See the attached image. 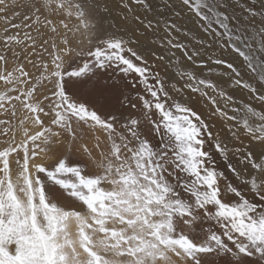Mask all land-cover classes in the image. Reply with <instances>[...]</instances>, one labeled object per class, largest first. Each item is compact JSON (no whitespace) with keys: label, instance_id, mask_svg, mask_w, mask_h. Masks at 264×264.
I'll return each instance as SVG.
<instances>
[{"label":"snow or ice","instance_id":"snow-or-ice-1","mask_svg":"<svg viewBox=\"0 0 264 264\" xmlns=\"http://www.w3.org/2000/svg\"><path fill=\"white\" fill-rule=\"evenodd\" d=\"M0 264H264V0H0Z\"/></svg>","mask_w":264,"mask_h":264},{"label":"rangeland","instance_id":"rangeland-1","mask_svg":"<svg viewBox=\"0 0 264 264\" xmlns=\"http://www.w3.org/2000/svg\"><path fill=\"white\" fill-rule=\"evenodd\" d=\"M190 15H194V14H190ZM186 24H187V26H188V28H190V29H192L193 31H195V29H196V26L191 22V21H189V20H187V18L185 19V21H184ZM82 47H84L85 49H87V47H88V45H83ZM179 53H177V58H179V55H178ZM221 53H220V50H219V48H217V50H216V55L217 56H219ZM224 58L225 59H228V60H232V61H234L237 65H239V59L237 58V56L235 55V54H230V52H229V55H226L225 53H224ZM77 59L78 58H76V61H77ZM215 67V71L212 73L213 75V77H216V75H217V73H219V69H223V67L222 66H219L218 68L216 67V66H214ZM189 70H191V69H189ZM174 71V70H173ZM200 70L199 69H197V72H199ZM216 73V74H215ZM204 74L205 75H207V69H204ZM220 74V73H219ZM251 76V74L250 73H246L245 74V79H248L249 77ZM233 91V95L235 96V98H237L238 100L240 99V98H244V99H247V94H246V92H244V91H241V92H238L236 89H233L232 90ZM43 115V114H42ZM48 118V117H47ZM73 159H80V157H73ZM220 159V158H219ZM82 161V160H81ZM218 168H220L221 170H225L226 171V169L224 168V166H223V162L221 163H219L218 164ZM227 175H228V177H229V179L230 180H232L233 182H235V183H239V181H237L236 179H235V177L231 174L230 175V173H226Z\"/></svg>","mask_w":264,"mask_h":264},{"label":"bare ground","instance_id":"bare-ground-1","mask_svg":"<svg viewBox=\"0 0 264 264\" xmlns=\"http://www.w3.org/2000/svg\"><path fill=\"white\" fill-rule=\"evenodd\" d=\"M226 55H229V51H227V50H225V52H224ZM179 56H180V54H178ZM83 59H87L86 57H78V59H77V62H82V60ZM218 68V67H217ZM224 71V69H219V73H222ZM219 73H217V75L216 76H218L219 75ZM216 74V73H215ZM213 75V74H212ZM178 79V78H177ZM180 84H183V81H180ZM238 92H241V90H239V89H236ZM129 91L131 92V94H135V90H132V89H129ZM188 92V90L187 89H185V93H187ZM193 96H196L197 94H192ZM193 107L195 108V110H197V111H199V112H202L203 113V115H204V118L205 119H207V117H208V106L207 105H205L204 104V102L203 101H201V102H199V103H195V102H193ZM41 116H42V119H43V121H44V125L45 126H48L49 125V122H50V117H43V115L41 114ZM32 131H35V129H32ZM18 139H19V137H18ZM94 141H92V140H89L88 141V144H89V147H91L92 146V143H93ZM206 148H208V150H210V151H212L213 149H212V147H211V145L210 144H208V145H206ZM80 157V159L79 160H82V161H84V160H86L87 158L86 157H84V156H79ZM217 167H218V164L221 162H223L222 161V159H219V158H217ZM91 171V170H90ZM230 175H231V173H230Z\"/></svg>","mask_w":264,"mask_h":264}]
</instances>
